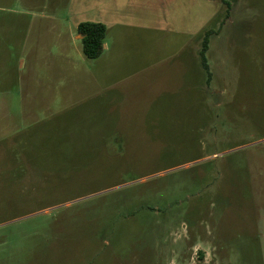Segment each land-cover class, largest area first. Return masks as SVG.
<instances>
[{"label":"rangeland","instance_id":"1","mask_svg":"<svg viewBox=\"0 0 264 264\" xmlns=\"http://www.w3.org/2000/svg\"><path fill=\"white\" fill-rule=\"evenodd\" d=\"M58 1L0 0V264H264V0H228L210 81L225 13L186 16L210 25L178 62L97 80L80 41L70 65L29 53Z\"/></svg>","mask_w":264,"mask_h":264},{"label":"crops","instance_id":"2","mask_svg":"<svg viewBox=\"0 0 264 264\" xmlns=\"http://www.w3.org/2000/svg\"><path fill=\"white\" fill-rule=\"evenodd\" d=\"M60 5L65 7L63 11L57 9ZM33 6V10H47L44 8L46 5L42 6L38 2ZM205 6L210 10L208 19H216L218 14H226L228 9L222 0H205L203 3L201 0H59L48 14L42 11L39 15L49 20L45 24L50 32L52 30L55 33V48L48 52L36 45L31 47L29 53L33 57L35 55V61L39 63L59 57V61L70 65L73 61L70 47L83 39L78 32V25L83 22L103 23L107 28L104 51L100 57L93 59L94 62H101L102 68L97 71L95 78L130 79L164 64L178 62L181 53L194 44L197 36L200 39L201 32L210 25L208 22L202 27L200 22L195 37L189 29L191 21L186 16H199ZM170 13L180 15L176 17V22L182 26L181 35L186 36L182 39L185 41L172 54L153 61L151 52L146 53L147 45L144 43L149 41L153 44V33L169 30ZM32 15L35 16V13ZM77 51L85 57L83 48Z\"/></svg>","mask_w":264,"mask_h":264},{"label":"trees","instance_id":"3","mask_svg":"<svg viewBox=\"0 0 264 264\" xmlns=\"http://www.w3.org/2000/svg\"><path fill=\"white\" fill-rule=\"evenodd\" d=\"M227 6V12L224 20L221 22L220 28L217 30L211 29L205 32L200 51L201 62L204 70L208 75V81L212 78V72L207 57L209 51L210 38L212 35H217L221 31V27L231 16V4L228 0H222ZM78 32L83 36L82 45L83 53L87 59L93 60L100 57L104 51V41L107 33V28L103 23L83 22L78 25Z\"/></svg>","mask_w":264,"mask_h":264}]
</instances>
